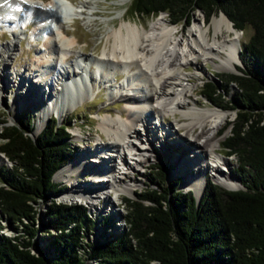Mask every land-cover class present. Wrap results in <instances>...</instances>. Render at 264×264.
Masks as SVG:
<instances>
[{"label":"trees","instance_id":"obj_1","mask_svg":"<svg viewBox=\"0 0 264 264\" xmlns=\"http://www.w3.org/2000/svg\"><path fill=\"white\" fill-rule=\"evenodd\" d=\"M128 10L130 16L166 13L170 24L188 22L195 10L205 20L222 12L233 28L248 31L239 73L215 75L219 82L206 81L200 91L213 106L234 112L222 147L235 159L231 174L240 187L226 190L206 180L196 202L191 191L177 190L176 181L164 187L165 172H156L155 187L124 198L126 231L87 243L85 230L93 222L83 205L52 198L61 191L53 173L74 154L69 124L51 118L31 137L33 119L26 112L15 124L0 121V154L11 163L0 169V221L14 231L0 233V264H264V0H130ZM230 84L236 93L224 100ZM39 200L48 202L41 221L46 249L23 222L33 221L32 204Z\"/></svg>","mask_w":264,"mask_h":264},{"label":"bare ground","instance_id":"obj_2","mask_svg":"<svg viewBox=\"0 0 264 264\" xmlns=\"http://www.w3.org/2000/svg\"><path fill=\"white\" fill-rule=\"evenodd\" d=\"M68 2L50 0L43 6L40 0H0V20L4 23H13V17L15 21L19 20L20 14L16 13L17 7L25 9L27 13H30V17L35 16L37 20L39 19V25L34 33L48 39L44 51H41L45 58L37 65V73L41 76L39 80L44 83V86H48L45 80H49V76L55 75V78L61 80L60 90L51 98H46V101L37 109L35 133L43 128L51 115H55L58 120L57 117L66 115L75 103L83 101L87 96L88 86L85 82L87 79L83 81L77 69L72 71L71 76L66 74L65 67L57 69L72 55L75 60L79 58L77 60L82 64L87 63L85 59H88L84 54L73 52L72 55L68 54V57L66 53V49L72 45L73 40L67 38L63 23L80 18L82 14L77 11L78 9L72 8V2ZM47 8L51 10L48 11ZM48 23L53 26L58 25L60 33L55 27L50 30ZM135 25L128 23L120 26L116 32H112L113 44L107 56H110L109 62L123 66L128 73L140 75V80L130 83L131 80L126 79L124 90L111 89L110 96H117L125 102L122 114L119 117H113L111 114L102 117L98 125L107 140L102 141L103 143L92 142V148L80 149L77 157L56 171L54 179L65 182L69 186L60 198L82 199L90 207H94L101 200L108 205L112 203L108 196L109 190L106 188L108 185L115 190L117 196L122 191L131 192L136 180L129 178L128 182H125L123 178L128 177L127 171L134 170L136 166L143 167L149 158L158 152L153 146L154 140L152 139V142L148 138L154 133L149 118L153 113L163 118L161 113L168 111L173 114L179 111L181 118L186 120L182 128L185 129L184 138L189 135L192 139L185 138L184 143L192 153L195 151L197 159H200L199 163L192 161L187 168L184 166L174 168L177 169L174 179L182 178V189L192 191L195 197L200 198L207 172L213 174L220 185L230 189L239 188L238 181L229 175L225 176V172L219 170L222 168L220 164L228 165L229 160L228 157L219 153V141L215 139V132L228 116V112L210 105L198 107L196 101L190 102L188 92L193 90L194 86L185 84L184 81L188 78H184L185 75L176 69L184 63L198 64L200 60H203L211 61L216 71L237 72L236 65L239 64L237 51L240 47L241 34L233 28L222 13L213 15L205 25L193 24L187 30V42L178 39V28L170 24L163 13L157 14L150 21L148 29L142 26V29L138 30ZM13 46L11 41L4 45L3 51L0 50V65L3 54L11 52ZM91 62L100 65L106 61L100 59L97 62L94 59ZM107 71L110 70L104 69V72ZM1 74L4 76L5 70ZM82 75L85 78L89 77L88 72ZM208 76L213 77V74L208 73ZM105 80L107 81V77ZM146 82L154 87L152 91L146 89ZM121 84L123 88L124 83ZM28 90L27 93L32 94V91ZM18 110L20 112L21 107ZM138 125L147 137L140 132L139 128H136ZM168 128L169 133L174 132L170 124ZM197 128L199 131L194 134ZM100 143L105 145L102 146ZM161 148H164L163 144ZM191 155L189 152L188 154L183 152L178 160L184 161ZM127 156L131 158L130 161L127 160ZM1 158L0 154V162H2ZM114 159L118 161L119 168L112 164L111 161ZM198 164L202 165V170L201 168L195 170ZM86 174L89 175V179L84 180L87 177Z\"/></svg>","mask_w":264,"mask_h":264},{"label":"rangeland","instance_id":"obj_3","mask_svg":"<svg viewBox=\"0 0 264 264\" xmlns=\"http://www.w3.org/2000/svg\"><path fill=\"white\" fill-rule=\"evenodd\" d=\"M40 1L43 2L41 5L45 6L50 0ZM67 1H70V3L72 2V8L76 10L78 9L80 11L82 10V14H80V18L77 17L73 21L63 23L64 30L67 32V38L73 40L72 45L66 49V53L67 55H72L71 53L73 52H76L77 54H84V56H86L88 59H85L87 60V63L78 68L72 65V62L75 60L74 55H72L70 58L66 59L64 63L60 64L57 69L60 67H65L64 69L66 70V74L70 76L73 73L72 71L75 69L83 73L88 72L89 74L86 82L88 86L87 96L83 99V101L75 103V105H73L72 108L67 111L66 115L63 117H57L59 120H57V125L61 123L69 124V127L67 128L69 138L67 141L74 152L73 158H75L78 156L80 149L92 148L93 143H99L102 141L104 142L107 140L105 134L98 125V122L102 117L109 116V114H111L113 117H119L120 114H122L125 102L117 96H110L109 92L111 89L124 90V80L126 79H130V83L140 80V75L137 76L135 75L136 73H134V75L131 74V72L128 73L126 69H123V66L109 62L110 56H107V54L110 53L113 44V39L111 37L112 32H116L120 26L128 23L133 25L136 24L135 26L138 30H141L142 26L145 27V29H148L150 21L155 16H130L128 10L130 0H66V2ZM20 12L21 16L19 15L18 21H15L16 19L14 20V17L12 18L14 23L7 24L0 20V50L3 51L4 45H6L8 42L12 41L14 45L11 52L3 54V58L1 60L2 64L0 65V88H2L0 91V121H5L4 125H12L17 122L19 117H22V115L28 112L33 119V129L30 135L31 137H35L40 132H34L37 119L35 114L37 109L43 102L46 101V98H51L54 93H57V91L60 90L61 80H58V78H55V75H53L49 76V80H45L48 82V86H44V83L40 82L41 80L39 79H41V76L39 73H37V65L39 61H42L43 58H45L44 55L41 54V51H44L45 43L48 41V39L46 37L42 38L41 36L34 33L39 25V19L37 20L35 16L30 17V13H27L25 9L18 7V9H16V13L19 14ZM163 14L168 20L166 13ZM218 14L220 13L218 12ZM215 15H217V13H215ZM211 17L205 20L202 13L199 10H195L193 11L191 19H189L188 22L172 25L178 28V39H182L183 42H187V30L195 23L205 25L206 22L211 19ZM25 24L27 26L26 30L23 29ZM53 27H55L58 33H60V27L58 28V25H54ZM31 35L33 36L32 40L30 38ZM247 35L248 31H244L243 34L241 33V37L239 39L240 44L241 42L245 41ZM97 58H100L101 60L103 59L106 62L100 63V65L91 63V61L94 59L98 62L100 59L97 60ZM49 59L51 60V58ZM74 67L75 69H72ZM237 67H241V64L239 63L236 65V68ZM104 69L110 71L104 72ZM1 70H5L6 74L4 76L1 74ZM176 70L185 75L184 78H188L184 81L185 84L194 86V89L188 92V100L192 103L196 101L199 105L198 107L206 105L213 106L204 96L200 94L204 82L209 80L213 81V79L216 78L215 75H218L221 79H223L229 74L239 73L238 71L235 73L216 71L211 61L203 60H200L198 64L184 63L181 66H178ZM208 73H212L213 77H209ZM106 77L107 81L105 80ZM116 77L118 78L116 79ZM218 82L219 81H216V83ZM121 83H124L123 88ZM145 87L150 91L154 89V87L149 85L148 82L145 83ZM28 89L32 91V94L29 92L27 93ZM227 90V94L222 95V98L224 100H231L236 93V87L233 84H230L227 86ZM19 107H21L20 112L18 110ZM226 111L228 112V116L224 119V121L221 123L222 125H220L215 132V139L219 141L218 151L221 153V155L223 154V156L225 149L222 147V142L229 135L230 130V126L225 127V125L228 121H232L235 116L233 111ZM163 114L161 113L163 118L157 116L156 113H153L149 118V122L152 129L154 130V133L149 135L148 138L150 141H152V139L154 140L153 146L155 149H157V154L150 157L148 162L143 167L136 166L134 170H129V172L127 171L126 174L128 177L123 178L125 182H128L129 178L136 180L135 185L132 186L131 192L122 191L119 196H117L115 194V190L111 189L109 185V188L106 187L107 190H109L108 196L112 200L110 205L105 203L104 200H101L99 204L96 203L94 207H90L82 199H61L60 195L63 194L69 188V186L65 182L55 180L53 175L52 182L58 184V186L61 187V191L58 193V195H53L52 198L56 201L82 204L86 210L87 216L93 222L91 229L85 230V242L92 244L100 238L105 239L108 236L126 231L124 224V198L134 199L135 193L141 191L146 186L149 185L151 187H155L156 184H158V181L155 179L156 172H165L163 175L164 187L169 186L173 181H176L177 190L187 191L182 189L181 177H179V180L178 178L176 180L174 179V174L177 171V169L174 168L176 166H184L187 168V166H190V163L192 164V161L199 163L200 159H197V153L195 151L192 153V151H190L191 149H189L184 143L185 138L189 140L192 138L189 135H186L184 138L185 129L182 128L186 124V120L181 118V113L177 111L175 114H173L172 112L168 111L165 113L163 112ZM51 118H56V116L51 115L48 120ZM160 119H163V121H160ZM169 124L174 129L173 133L168 132ZM139 126L140 125L136 126V128L140 129L141 126ZM195 130L196 131L194 134L199 131L198 128ZM140 132H143L144 136L147 137L142 129H140ZM153 136L154 138H152ZM102 143L100 144L104 146L105 144ZM162 144L164 145L163 149L161 148ZM192 148L194 147L192 146ZM183 152L187 154L189 152L192 155L187 157L184 161L181 159L178 160V157ZM1 156L2 162H0V169L10 168L11 163L2 154ZM224 157H228L229 163L228 165L220 164V167L222 168L219 170L225 172V176L229 175V177H233L231 173L235 166V159L233 156ZM127 160L130 161L131 158L127 156ZM111 162L114 164V166L119 168V164L116 159H114V161L112 160ZM198 169H203L201 164H198L195 168V170ZM86 176L87 177H85L84 180H86V178L89 179V175L86 174ZM204 177H206L204 180V185L206 180H213V183H218L214 175L210 172H207ZM233 178L238 181L235 177ZM78 179L83 178L78 177ZM222 188L226 189L224 187ZM86 190L88 191V189ZM195 198L196 200L198 199L197 197ZM47 203L48 202L39 200L35 204H32L35 208L33 221L30 223L23 221L24 223H27L28 227H32L37 230L36 236L39 246L42 249H46L47 246V239L44 238V228L41 227V221H44V212L46 208L45 205ZM99 213L100 215H98ZM12 225L17 226L18 230H20V234L26 237L22 226H20L18 223H13ZM0 226L2 228L0 233L2 232L6 235H13L14 231L6 220L3 219L0 221ZM50 232L52 233L53 231L50 230ZM93 262L95 261H86L87 264H94Z\"/></svg>","mask_w":264,"mask_h":264},{"label":"water","instance_id":"obj_4","mask_svg":"<svg viewBox=\"0 0 264 264\" xmlns=\"http://www.w3.org/2000/svg\"><path fill=\"white\" fill-rule=\"evenodd\" d=\"M219 13H222V12H219ZM223 14V13H222ZM224 15V14H223ZM225 16V15H224ZM225 18H226V16H225ZM227 19V18H226ZM228 20V19H227ZM229 21V23L232 25V22L230 21V20H228ZM235 29V28H234ZM237 32H239V34H241L242 32L240 31V30H237V29H235ZM239 50H240V47L238 48V51H237V58H238V52H239ZM238 60H239V58H238ZM239 63H240V61H239ZM241 64V63H240ZM213 81L216 83V78H214L213 79ZM54 174V173H53ZM52 174V175H53ZM51 180H52V178H51ZM199 199L200 198H198L197 200H196V202H198L199 201ZM71 203H74V202H71Z\"/></svg>","mask_w":264,"mask_h":264},{"label":"built area","instance_id":"obj_5","mask_svg":"<svg viewBox=\"0 0 264 264\" xmlns=\"http://www.w3.org/2000/svg\"><path fill=\"white\" fill-rule=\"evenodd\" d=\"M89 260H91V259H89ZM92 261V260H91ZM94 264H95V262H93ZM87 264V263H86Z\"/></svg>","mask_w":264,"mask_h":264}]
</instances>
